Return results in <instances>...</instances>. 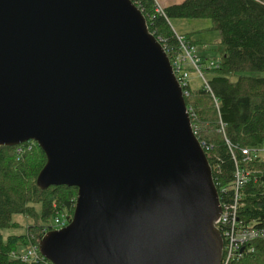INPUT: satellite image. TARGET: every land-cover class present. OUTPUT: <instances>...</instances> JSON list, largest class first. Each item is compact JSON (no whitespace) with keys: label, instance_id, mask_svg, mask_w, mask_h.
<instances>
[{"label":"water","instance_id":"95a60500","mask_svg":"<svg viewBox=\"0 0 264 264\" xmlns=\"http://www.w3.org/2000/svg\"><path fill=\"white\" fill-rule=\"evenodd\" d=\"M77 190L51 264H221V208L161 43L130 0H0V147Z\"/></svg>","mask_w":264,"mask_h":264},{"label":"trees","instance_id":"16d2710c","mask_svg":"<svg viewBox=\"0 0 264 264\" xmlns=\"http://www.w3.org/2000/svg\"><path fill=\"white\" fill-rule=\"evenodd\" d=\"M130 1L144 16L148 31L161 43L171 63L182 48L169 20L208 19L218 33L215 60L200 56L197 46L184 38L185 48L195 50L204 65L206 85L200 82L206 89H183V97L215 187L224 191L219 196L221 203L227 209L234 206L240 224L264 231V157L251 149L264 144V78L255 76L264 73V0H185L160 11L155 0ZM209 62L216 67L208 68ZM245 157L251 159L246 161ZM45 162L35 142L0 147V264H51L39 253L36 260L28 262L20 256L28 246L38 248L41 238L54 230L51 224L56 218L73 216L75 188L59 186L41 191L36 187ZM236 170L241 181L230 189L235 187ZM16 215L32 222L24 234L5 238L1 234L4 230L20 228L13 221ZM236 255L238 260L231 264H264V239L246 243Z\"/></svg>","mask_w":264,"mask_h":264},{"label":"rangeland","instance_id":"374dc122","mask_svg":"<svg viewBox=\"0 0 264 264\" xmlns=\"http://www.w3.org/2000/svg\"><path fill=\"white\" fill-rule=\"evenodd\" d=\"M185 0H155V3L158 7L166 8L171 5H177L182 3ZM170 29L175 34V36H181L183 38L190 39L198 48L200 56L207 55L209 57V60H215L218 59V55L214 52V49L216 47V44L219 40V35L216 31L212 29V23L208 19H171L168 22ZM191 56L187 55L185 58L189 61V58ZM182 62V66L184 71L188 74V77L186 79L187 84L185 86L181 85L179 81L177 80L175 74V78L182 90H187V88L192 89H198L200 87L205 88L204 86H201L202 83L200 82V79L197 76V66L196 64L193 65L189 62ZM170 62V60H169ZM171 65V62H170ZM202 76L204 77L203 70H202ZM255 76L264 78V73H255ZM206 89V88H205ZM184 98V97H183ZM216 103V101H215ZM253 151L257 152L261 149V147H252ZM264 149H262V152L258 155V157L263 158L264 154H262ZM258 154V153H257ZM246 161H249L250 157H245ZM213 177V176H212ZM214 181V179H213ZM235 187L231 186L230 189ZM37 209L39 207H36ZM13 221L18 223L20 225L19 229H8L4 230L1 234L6 238L8 236L12 235H22L25 232V228L31 224V219H25L22 216L16 215L13 217ZM28 247H36L37 246H28ZM27 247V248H28ZM41 256V255H40ZM253 256V255H251ZM42 257V256H41ZM43 258V257H42ZM244 258V257H243ZM243 258H240L242 260ZM44 259V258H43ZM226 259V255L224 256V252L222 251V263ZM36 260V259H35ZM46 260V259H45ZM232 262H236V259L234 258L231 260V258L228 259L227 264H231Z\"/></svg>","mask_w":264,"mask_h":264},{"label":"built area","instance_id":"2783aa9c","mask_svg":"<svg viewBox=\"0 0 264 264\" xmlns=\"http://www.w3.org/2000/svg\"><path fill=\"white\" fill-rule=\"evenodd\" d=\"M157 9L160 11L159 7ZM177 39L181 44L182 52L177 54L175 57H173L172 63H171L172 71L175 74L177 80L183 86H185L187 84L186 79L188 77V74L184 71L183 66H182V62L186 63L188 60L185 58V56L190 55L191 57L189 58L188 62L193 64V65L196 64L197 76L200 80H203V82L206 85V82H205V80L202 76V73H201L204 65L200 62V57H196L195 50L194 51L192 49L187 50L185 48L183 37L177 36ZM215 67H216L215 63H213V62L208 63V68H215ZM262 149H264V144L261 146L260 150H258L257 152L254 151V153L259 154L262 152ZM242 153L245 154L246 152H242ZM262 154H264V151ZM240 181H241L240 173H238L236 176V179H235V188L238 187V185L240 184ZM222 218H223V221L219 223L220 229H228L231 232L237 231L238 233L242 232L244 225L240 224V222L237 221L236 211H235L234 206H232L229 209H227L224 206V214H223ZM71 219L69 218V216H66V215L59 216L58 218H56L52 222L51 227L54 230L63 228L71 222ZM216 223H218V220ZM260 237L261 236L257 235L254 231H249L248 233H244L241 235L231 234L229 236V245H228V247H226L223 250L224 256L226 255V259H224L223 263L221 262V264H227L229 258H231V260H233L234 258H237L238 256L236 255V252L237 251L240 252V248L243 245H245L248 242L255 241L256 239H259ZM38 253H39L38 248L28 247L27 249H25L23 251L20 258L23 262L32 261V260H35L37 258V256H39ZM236 260H238V259H236Z\"/></svg>","mask_w":264,"mask_h":264},{"label":"bare ground","instance_id":"6f19581e","mask_svg":"<svg viewBox=\"0 0 264 264\" xmlns=\"http://www.w3.org/2000/svg\"><path fill=\"white\" fill-rule=\"evenodd\" d=\"M186 110H187V108H186ZM188 113V112H187ZM189 116V115H188ZM190 119V118H189ZM190 125H191V122H190ZM191 129H192V127H191ZM192 131H193V129H192ZM193 134H194V132H193ZM195 135V134H194ZM196 137V136H195ZM197 139V138H196ZM201 145V144H200ZM202 147V146H201ZM257 155H259V154H257ZM239 173V171H237L236 170V172H235V178H236V176H237V174ZM212 179H213V177H212ZM214 182V181H213ZM215 185V184H214ZM216 188V187H215ZM217 190V189H216ZM224 193V191H222V190H220V192L219 191H217V194H218V202H219V205H220V208H221V212H220V214H219V217L217 218V220H218V223H216V222H214V227L216 228V230L220 233V235H221V238H222V243H223V246H222V251L226 248V247H228V245H229V236L231 235V234H238V235H241V234H244V233H248L249 231H254L257 235H259V236H261V237H263L264 238V231H260V230H256V229H254V225H249V224H244V228L242 229V232H240V233H238L237 231H233V232H231V231H229L228 229H220V227H219V223L220 222H222L223 221V214H224V206H223V204L221 203V201H220V195H222Z\"/></svg>","mask_w":264,"mask_h":264},{"label":"crops","instance_id":"0c3cea01","mask_svg":"<svg viewBox=\"0 0 264 264\" xmlns=\"http://www.w3.org/2000/svg\"><path fill=\"white\" fill-rule=\"evenodd\" d=\"M159 9H162L161 7H159Z\"/></svg>","mask_w":264,"mask_h":264}]
</instances>
